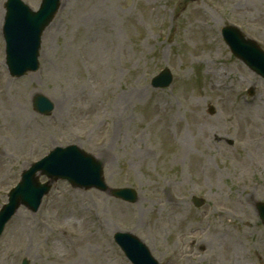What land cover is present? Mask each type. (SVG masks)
<instances>
[{"label": "rangeland", "instance_id": "374dc122", "mask_svg": "<svg viewBox=\"0 0 264 264\" xmlns=\"http://www.w3.org/2000/svg\"><path fill=\"white\" fill-rule=\"evenodd\" d=\"M24 1L37 10L42 0ZM5 2L0 209L22 171L56 147L95 156L108 187L54 181L37 210L21 206L6 224L0 264H137L118 232L159 264L224 263L236 247L234 264H264V78L222 36L234 23L264 50V0H62L40 68L19 77L6 62ZM165 68L171 84L154 87ZM184 135L188 154L174 158ZM122 187L137 200L116 197Z\"/></svg>", "mask_w": 264, "mask_h": 264}, {"label": "water", "instance_id": "95a60500", "mask_svg": "<svg viewBox=\"0 0 264 264\" xmlns=\"http://www.w3.org/2000/svg\"><path fill=\"white\" fill-rule=\"evenodd\" d=\"M59 6L60 0H43L40 8L34 11L22 0L7 1L4 34L7 42V64L12 75L20 76L38 68L42 33L54 18ZM222 33L232 52L264 77V51L260 46L255 41L245 38L235 26H225ZM170 81L171 74L165 69L153 78L152 83L158 87L166 86ZM34 106L43 113H49L52 108L50 101L44 95L35 96ZM38 172L52 179L66 178L79 186H95L103 190L108 187L103 179L100 160L75 145L56 147L25 170L19 183L11 189L8 202L0 210V236L5 224L21 204L37 210L43 195L49 191L50 181L40 182ZM113 192L125 200L137 199V194L130 188L113 189ZM196 201L198 204L202 203L201 199ZM259 208L264 218V204H260ZM116 238L133 262L158 264L143 243H139L130 233L118 232Z\"/></svg>", "mask_w": 264, "mask_h": 264}, {"label": "bare ground", "instance_id": "6f19581e", "mask_svg": "<svg viewBox=\"0 0 264 264\" xmlns=\"http://www.w3.org/2000/svg\"><path fill=\"white\" fill-rule=\"evenodd\" d=\"M123 103H124V101H123L122 97L120 99H118V104H119V107L120 108L123 106ZM169 119H170V122L171 121H174L176 119V115H174V114L171 113L170 116H169ZM166 132H167V134H170V131H169V127L168 126L166 128ZM184 137H185V135L183 137H176V139L174 138L175 141L179 142V145H180V148L175 153L173 152L174 153L173 154V157L174 158H176L178 156H184L185 154H188V150H187L188 149V146H187V142L185 141ZM207 162H208V160H206V163ZM203 164H205V162H203L202 165ZM176 202H178V199H176ZM124 220H126L127 222H131L130 215H128V214L126 215L125 214ZM149 223L151 225V222H149ZM218 228L219 227H215L213 229V231L217 232L218 231ZM234 245H235V242L230 244V246H234ZM237 250H239L238 247H236V249H233L232 250L233 253L231 254V257L229 258L228 262H224V263H222V262H219V263H217V262H215V263L214 262H211L210 263V261L209 262L207 261L206 263L207 264H230V263L234 264L235 261H237V257L239 255L238 252H236ZM215 261H218V260H215Z\"/></svg>", "mask_w": 264, "mask_h": 264}]
</instances>
